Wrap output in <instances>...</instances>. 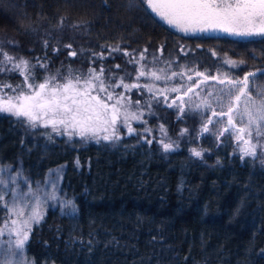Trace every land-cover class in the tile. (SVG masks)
<instances>
[{"label": "trees", "instance_id": "16d2710c", "mask_svg": "<svg viewBox=\"0 0 264 264\" xmlns=\"http://www.w3.org/2000/svg\"><path fill=\"white\" fill-rule=\"evenodd\" d=\"M127 2L0 0L23 42L11 51L29 64L26 72L1 66L0 92L17 96L27 89L25 76L34 85L51 76L63 83L70 71L86 76L91 65L104 69L106 83L110 76L113 84L129 81L122 53L91 55L107 46L151 54L227 43L174 32ZM231 46L250 61L264 56L256 44ZM121 93L143 115L131 122V135L118 123L121 139L113 142L69 139L0 114V168L36 183L57 167L59 201L75 208H45L25 248L31 264H264V136L255 138L256 155L241 159L233 140L201 137L193 117L177 119L178 111L155 100L149 110L144 90L115 88ZM161 140L179 148L165 153ZM191 148L206 151L197 158Z\"/></svg>", "mask_w": 264, "mask_h": 264}, {"label": "snow or ice", "instance_id": "6c2138e0", "mask_svg": "<svg viewBox=\"0 0 264 264\" xmlns=\"http://www.w3.org/2000/svg\"><path fill=\"white\" fill-rule=\"evenodd\" d=\"M127 7L129 10L142 9L161 26L166 25L180 33L220 31L231 36L264 38V0H132ZM66 19L67 17L61 20V23ZM119 51L121 49L117 46L110 49V54ZM146 51L147 49L140 53L138 60L129 62L144 61ZM123 54L134 55L128 52ZM70 55L75 56L76 52L73 51ZM213 55L216 54L213 53ZM0 57H3L5 62L13 59L3 51H0ZM97 58L104 57L97 56ZM157 59L153 57L154 61ZM164 63L170 65L171 61ZM222 64L230 69H239L245 61L226 58ZM13 67L18 71L26 72L29 64L28 61L21 59ZM185 75L188 81L193 79L192 75L186 74L183 70L173 71L171 75H168L167 68L146 72L141 65L137 79L147 77L150 83L128 84L120 78L113 84L114 77L111 76L107 78L108 82H105L102 67L99 72L95 68H90L86 76L73 75L70 71L67 77L62 78L63 83L59 82L56 76L48 77L38 85L28 83L27 89L21 91L20 95L9 97L7 102L0 103V114L6 113L33 129L50 128L51 133L66 134L69 139L78 136L81 139L88 138L96 142L101 140L113 142L121 139L118 135V123L122 124L127 129V134L131 135L135 131L131 122L142 121L143 115L142 112L130 110V101L126 102L123 93L114 95L115 88L122 87L126 91L144 88L151 94L150 100L146 102L149 110L152 100L160 103L162 99L166 107L175 108L181 114L177 119L188 112L201 116L208 115L210 112L207 121L203 122L199 129L201 137L206 134L217 140L225 137L232 140L234 137L241 159L255 156L256 144L252 142L251 137L253 130L257 137L264 136V98L253 97L252 91L249 90L250 78L264 75V69L247 72L242 78H233L219 72L217 75H208L205 72L196 71L195 75L202 78L203 83L215 82L219 85L213 90H205L206 94L196 92L194 87L183 90L182 87H157L155 83L167 82L177 76L183 78ZM25 79L27 80L28 77L25 76ZM200 83L201 81L198 80L197 85ZM255 90L257 96L264 97V88ZM94 92L97 94H93ZM99 93H104L107 101L113 102L106 103L100 98ZM169 93L178 94L171 103H168ZM193 93L195 98L191 95ZM136 103L139 104V101ZM237 120L241 122L246 120L245 126L237 127ZM214 124H223V127L212 131L209 126ZM160 127L164 132L163 126ZM144 131L149 132L150 129ZM186 131L187 129H182L179 134L184 135ZM245 133L248 138H245ZM147 143L150 144L152 141L149 140ZM160 144L165 153L179 148V145L174 142L165 143L161 140ZM219 146L217 144V147ZM204 151L206 150L190 149L191 155L197 158H202ZM261 163L264 164V160H261ZM4 172L5 169L0 168V189L7 191L10 206L0 204V209L9 212L15 218L11 219L10 225L5 221L4 227L0 228V264H30L24 257V251L30 239L31 229L34 224H39L43 219L45 214L43 206L50 201H59L57 182L60 170H53L56 175L55 180L50 178L44 182L52 190L45 191L42 195L39 186L35 190L29 187L27 192L13 187L5 189ZM20 176L21 173L18 172L16 177H11L9 184L17 182V177ZM4 198L0 194V201ZM59 202L63 209L71 208L72 212H75L72 201Z\"/></svg>", "mask_w": 264, "mask_h": 264}, {"label": "rangeland", "instance_id": "374dc122", "mask_svg": "<svg viewBox=\"0 0 264 264\" xmlns=\"http://www.w3.org/2000/svg\"><path fill=\"white\" fill-rule=\"evenodd\" d=\"M131 2L132 0H128L127 4ZM11 25L12 23H11L9 14L0 7V51L6 52L10 56L13 57L11 61H7V62L4 61L3 57H0V67L3 65H7V64L13 66L20 61V59L16 56V54L12 52L11 50H12V47L17 48V47L22 46L23 42L21 41L19 37L11 33L12 32ZM166 27L174 32H177L168 26ZM177 33L182 34V35H190V36L194 35V36H199V37L201 36H209V37L221 36L224 39H226L227 43L229 44H234V43L242 42V41H249V42H257L258 44H261L264 47V38L259 37V36L238 37V36H231V35H228L227 33L220 32V31H210L206 33L197 32V33H187V34L180 33V32H177ZM227 43L216 42L215 40H211L210 42H207V44L198 45L197 48L193 46L192 48H190L187 44L185 45L183 44L177 50L168 48L167 50H158V51L155 50L154 52L152 51L151 54H148L146 52L145 60L141 61L140 63H130L129 61L138 60L140 53L143 52L144 50L142 49H138V50L121 49V51H119L118 53L123 54L124 52H128V53L134 54L132 56H126L123 54L124 63L121 65V67L125 71L123 75L129 74L130 80L125 81L123 77L121 78H123L124 83H128V84L150 83L151 81L147 77H142V78L137 79L138 72L141 70V65H143V68L146 72L158 70L160 68H167L168 75H171V72L173 71L180 72L181 70H183L186 74L192 75L193 79L191 81H188L187 75H185L183 78H181L180 76H177L174 79H171L167 82L158 81L155 83L157 87H182V89L184 90L187 86L194 83L197 76L194 75L193 73L197 70H199L200 72H205L206 74H216L217 75L218 72L224 73L230 77L235 78L239 76L242 73V71H244L245 69L249 70L250 68H257V67L264 68L263 61L262 62L261 61L256 62V61H250V60L246 61L242 56L239 55L238 53L239 51L237 48H234ZM111 48H115V47L107 46L104 49V51L92 52L91 55L93 56V54H97L96 56H103V55H112L113 53H116V52H111L110 54ZM133 50H136V51H133ZM213 53H215L216 55H213ZM154 56L158 58L156 61L153 60ZM226 58H230L233 60H243L245 61V64L239 69H230L227 66H224L222 64V61L225 60ZM165 61H171V64L170 65L165 64L164 63ZM90 68H95V67L91 65ZM100 69H101V66L100 68L96 69L97 72H99ZM119 79L116 80L115 83H117ZM25 81L27 84L29 83L26 79ZM218 87L219 85L216 84L215 82H208V83L201 82L199 85L194 87V90L196 92H201V94H206L205 90H213ZM256 88H264V75H257L254 78H250V89H249L250 91H252L254 98L256 99L264 98V97L257 96V91L255 90ZM135 89L138 92H141L144 90L146 93H148L147 90L144 88H135ZM109 90L111 91V89ZM93 94H97V93L94 92ZM113 94L116 95L115 91ZM175 94L176 93L168 94V103H171L172 99L175 98L174 97ZM18 95H20V93ZM99 95H100V98L105 100L106 103L113 102V101H107L104 93H99ZM191 95H193L195 98L194 93ZM9 97L10 96H6L0 92V103L7 102ZM161 102H163L162 99H161ZM173 109L176 110L175 108ZM186 114L193 117L196 120V125H197L198 130L202 127V123L205 122L207 119V115H204V116H201L199 114L193 115L191 112H188ZM236 123L241 125V127H244L246 124V120L244 122L237 120ZM222 126L223 124H214V125H210L209 127H210V130L215 131L217 128H220ZM244 135H245V138H248L247 133H245ZM256 137L257 136L255 135V131L253 130V135L251 139L254 144H255ZM232 140L234 141L235 146L237 148L234 137L232 138ZM57 169H58L57 167L48 169V171L45 173L43 178L36 183L30 182V180L24 174H21L20 177H17V182L12 183L11 185L9 184V181L11 177H16L17 173L12 174L11 172L5 170L4 175H3V179L5 181V189H7L8 187H13V188H20L23 191L27 192L29 187L35 190L37 186H39V188L41 189V195L45 191L50 192L52 189L46 186L44 182L50 178L55 180L56 175L53 172V170H57ZM59 177H60V174H59ZM58 184H59V180L57 182V188H58ZM0 194H2L5 197L3 201H0V204H9L10 197L8 196L7 191H5L4 189H0ZM49 204H56V205H59V207L61 205L59 201H50L48 204L43 206V211L45 210L47 206H49ZM0 214H1V217H3V219L0 220V228L4 227L5 221H7V223L10 225L11 219L15 218L14 215H11L9 212L3 211L2 209L0 210ZM24 257L31 264L30 259L25 254V251H24Z\"/></svg>", "mask_w": 264, "mask_h": 264}, {"label": "water", "instance_id": "95a60500", "mask_svg": "<svg viewBox=\"0 0 264 264\" xmlns=\"http://www.w3.org/2000/svg\"><path fill=\"white\" fill-rule=\"evenodd\" d=\"M218 37H221V36H218ZM223 38V37H222ZM257 69H264V68H261V67H257V68H252V69H249V70H245V71H243L239 76H237L238 78H242L244 75H245V73H247V72H254V71H256ZM196 72V71H195ZM195 72L193 73L194 75H195ZM208 75H216V74H208ZM237 77H235V78H237ZM221 78H223V76H221ZM198 80H200L201 82H202V78H199V77H197L196 79H195V81H194V83L193 84H191V85H189V86H187L184 90H187V88L188 87H196L197 86V81ZM180 94H182V93H180ZM178 94L176 93L175 94V96L174 97H176ZM211 113L209 112L208 113V115H210ZM208 115H207V118H208ZM225 120H226V118H225ZM206 121H207V119H206ZM205 121V122H206ZM236 125H237V127H241V125H239V124H237L236 123ZM223 127V126H222Z\"/></svg>", "mask_w": 264, "mask_h": 264}, {"label": "flooded vegetation", "instance_id": "af4514ba", "mask_svg": "<svg viewBox=\"0 0 264 264\" xmlns=\"http://www.w3.org/2000/svg\"><path fill=\"white\" fill-rule=\"evenodd\" d=\"M220 38H222V37H220ZM222 39H224V38H222ZM226 42H227V40L226 39H224ZM243 43H252V44H256V45H258L259 47H261L262 49H264V47L261 45V44H258L257 42H249V41H242V42H237V43H234V44H231V45H239V44H243ZM239 53V52H238ZM245 59V58H244ZM246 61H248L247 59H245ZM257 61H263L264 62V56H261V58H257V60H256V62ZM250 69H252V68H250ZM245 70H247V69H245ZM244 70V71H245ZM243 72V71H242Z\"/></svg>", "mask_w": 264, "mask_h": 264}]
</instances>
